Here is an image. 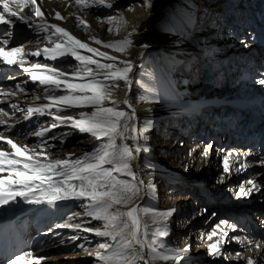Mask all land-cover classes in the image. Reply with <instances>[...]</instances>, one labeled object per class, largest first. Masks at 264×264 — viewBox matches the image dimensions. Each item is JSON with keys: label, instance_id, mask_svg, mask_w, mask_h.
<instances>
[{"label": "bare ground", "instance_id": "bare-ground-1", "mask_svg": "<svg viewBox=\"0 0 264 264\" xmlns=\"http://www.w3.org/2000/svg\"><path fill=\"white\" fill-rule=\"evenodd\" d=\"M185 1L191 3L193 6L197 3L201 4L202 2L200 0ZM185 1L151 0V8L143 7L144 0H136L130 3L128 10L133 12L134 16L126 22L130 23V26L129 28L126 27V30L124 29L121 35L132 39L133 47L128 49L125 54L114 52L112 49L103 48L102 45H96L91 38L86 37V32H84L82 27L78 24L77 18L71 10L73 5H75L73 0H57L53 2L49 0H36V5H32L30 0H28L27 4L24 3V0H20L19 3H14L11 6L18 12V15H24L33 7L39 6L48 24H56L63 27L82 42L88 43L91 47L107 52L109 55L117 56L119 59L131 60L135 64L132 73L133 83L131 86L126 87L123 82L120 81V88L115 91L114 95V98L120 102V109L129 113L133 110L135 111L136 119L131 121L132 125L137 129L135 135L139 137V143L149 149L148 151H144L142 148L138 153H134L135 159L131 161L133 170L136 172L137 180L142 179L144 181V185L141 186L140 196L134 201V205L151 208L156 212H165L175 209L173 214L168 217L166 221L169 235L161 239L165 240L169 246L170 252L173 254L175 252H181L185 248L189 249L188 252L183 254L181 264H193L195 261L194 257L195 255L198 256V253H201L200 256L203 257L202 260L220 261L222 259L226 261V264H247L249 259L254 260L256 264H264V207L260 210L252 209L256 200L263 197L264 193V182L258 178L260 173L264 174V116H261L264 109V84L259 83L261 79H264V57H256L261 52L264 54V49H258V47L264 45V22L257 21L258 19L256 20L255 18L256 15L251 14L249 11L242 14V9H240L241 5L237 0H227L228 4L225 8L226 12L224 15L231 21V24H229L227 28L223 26L224 23L220 18L223 13L220 12H215L210 18L202 21H198L197 18L191 21L196 11L192 13L191 9H187L185 11L186 18L182 20L180 13H182L184 9L181 4L185 3ZM108 2L112 4L111 9L104 7L97 11H112L113 9H117L115 0H110ZM173 4H175L173 7L177 11L175 20L171 22L173 23V27L169 26V24L152 27L151 17L156 13H163L170 9ZM202 11L203 13L207 12L206 10ZM56 12H59L63 19H56ZM242 15L243 17H241ZM169 19L172 20L171 17H169ZM13 20L14 26L20 22L16 18H13ZM35 21L40 22V18L35 19ZM204 24L209 26L206 30L211 34H207L212 42V44L209 45H200L194 42V39L199 34L201 35L200 37L206 36L205 33H202ZM119 26L121 25H118V27ZM118 27L111 28V31L117 32ZM7 28L8 25H0V34ZM98 28L99 31H93L94 36L103 42H112L108 36L107 38L102 36L103 32L110 36L111 31H109L110 27L108 24L102 23ZM32 30H35L34 27H32ZM241 30H246L247 34L243 35L240 33ZM52 31H54V29L50 30L49 34ZM194 32L195 34L193 35ZM129 34L131 35L129 36ZM45 35L46 34L43 36L44 39ZM53 38L56 39L57 37L53 36ZM37 39L41 38L38 37ZM216 40L220 42L218 45L219 49L216 50L218 53L217 58H219V64L217 65L225 66L229 60L231 64H233V67L238 66L240 71L233 78L227 76L224 87H221V76H215L213 79L215 84L211 85L209 88L206 85H202L200 88L202 90L196 93L198 97L196 100L191 101L190 99L189 103L182 102L184 97H186V93L177 91L173 87L172 79L170 78L171 73L176 71L178 67L170 66L167 61L163 60V54L166 50L170 52L172 49H175V52L182 53L184 54V58L190 59L193 66L188 63L187 67L180 66L179 69L188 77L189 82H192L195 79L197 66L207 67L211 65V60L213 64H215L213 58L203 59L206 56L213 55L215 51L214 42ZM46 46L52 47L53 45L45 44L43 48ZM249 49L250 52L246 54ZM80 52L84 55H93L83 49H81ZM193 53L199 54L200 59H197ZM95 58L102 63L108 62L100 56H96ZM158 59H160V61ZM28 60L29 65L32 62L39 61L55 67L56 63V60H45L43 55L39 57H28ZM77 63L78 62L75 63V68ZM154 63L162 64L164 67V74L160 71L161 68ZM117 64L120 66L118 61ZM91 67L95 68V65ZM139 72L142 75L144 74L145 78L141 77L140 79L138 77ZM68 74L70 79H76L71 77V73ZM34 84L36 89L31 92L29 96V92L25 89L26 91L20 93L18 97L9 98L6 101L3 97H0V112L6 114L23 112L24 117L28 107L42 106L49 103L44 96L43 89L38 83ZM141 84L155 90L158 97L157 102L150 103L147 99L142 100L140 98L142 95L146 97L151 96V93L147 92L145 88H142ZM197 87H199V85L196 86V88ZM14 88L15 87H10L6 88V90H14ZM56 94L60 95L63 93L56 92ZM35 96H40V99H34ZM125 100H128L130 103V108L127 104L123 103ZM226 103L235 106L238 105L239 109H246V113L239 112L242 115V120H239L241 125L236 126L235 129H233L235 124L233 120V111L219 112L221 116L220 120H223L221 126H219L217 122H212L193 130L173 131L171 129V133L165 128L169 126V121L171 119L181 113L193 115V113H200L202 109H214ZM13 105H15V107H13ZM108 106L112 105L109 103ZM53 109L54 112H56V109ZM80 111L91 112L92 109L73 108L67 109L65 112L75 116L78 115ZM0 119L6 120L7 124L14 125L11 129H8L7 125H0V132H3L9 138H13L16 143L32 145L43 142L41 138L32 135L29 131V133L27 132L26 125L31 123V118L24 127L21 126L23 133L19 134H17L16 131L18 125L15 126V121H8L5 115H0ZM146 120H151L152 124L145 132L143 129ZM255 124L257 125L254 126ZM58 127L61 128L63 126ZM178 128L180 127L178 126ZM249 129H252V131H249ZM53 130L56 131V129ZM243 130V134L248 137L245 139H231L234 134L242 135ZM202 133L209 135L211 137L210 139H212L208 146L205 145L204 139H199ZM227 133H229L228 141L226 143H219L218 137L226 136L228 135ZM88 135L91 138L90 144H92V146L78 156H71L72 159H76L85 153L91 152L94 147L100 143V141H97L90 134ZM144 136L147 137V141L144 140ZM45 138L46 137H44L43 140L47 141L46 147L53 159L69 157V155L63 156V151L53 150V145L51 144L52 139ZM179 138H182L185 149L191 145L188 153L185 151L184 153L178 151L176 148L177 146L174 147L178 144ZM3 146L7 149L6 145ZM130 146L134 147V142H132ZM205 152H207V155L204 154ZM229 153L232 154L229 159L230 172L225 173L223 170V160ZM238 162L246 164L247 167L237 171L236 169L239 166ZM249 169H258L259 172L251 174L249 173ZM168 171H171L170 173L176 177L175 180H177L179 176H184L188 180H182L183 182L194 184V188L196 189L198 186L205 188L203 196L197 198L192 193H189L185 197L180 196L177 190L180 188V185L167 176V173H169ZM221 177H223V179H221ZM121 178L131 179L130 177ZM248 180L254 181L258 185V189H253L250 195L247 196L238 195L241 187H244L246 190L251 189V185L246 183ZM149 182L154 185V191L147 186ZM167 185L171 187L168 191L172 196L168 193L163 197L159 193V188L163 187L165 189ZM219 190H223L224 194L232 196V204L235 205L236 211L233 213L234 216L231 217L232 215H227L228 218L224 219L228 221V225H221V229L217 230L218 235L213 237L211 241L207 240V235L211 233L217 224L210 229L209 227L205 228L209 230H204V228L193 230L189 229L188 226V231L179 230L174 235L173 223L175 219L184 216L183 220L186 218V225L187 223L189 225L193 223L196 218V213H191V208L187 201L193 203L195 207L201 206L205 209L208 207L214 208L216 210L215 217H217L220 206L215 201L205 198L216 197L212 195V192L216 194ZM60 202H57V204ZM35 206L36 204H29L17 198L16 202L0 208V238L2 237V239H0V253L5 251V254L9 257L13 250L17 248V246H15L12 250L10 249L11 242L16 243L15 241L18 238L14 220L18 218L22 219L21 217L30 212ZM117 207L121 212L127 209L123 206ZM210 210L211 209L208 208V212ZM211 217H214V215ZM209 221L210 219L207 220L206 225L210 223ZM155 226L156 225H150V230ZM229 226L234 227L235 231ZM221 230L229 233V236L225 238V243L220 245V250L223 255L212 256L209 254L208 245L219 239ZM9 235L12 236L13 239H8ZM237 236L240 237L239 241L232 239V237ZM261 236H263V239L260 241L255 238ZM188 240H190V243L185 246ZM229 240L231 242H228ZM256 244H260L261 247L256 248ZM234 245L237 246V250L232 254L230 247ZM145 253L147 258V249H145ZM236 253H240L241 256L238 258ZM141 264H143V262H141ZM156 264H172V262L157 261Z\"/></svg>", "mask_w": 264, "mask_h": 264}, {"label": "snow or ice", "instance_id": "snow-or-ice-1", "mask_svg": "<svg viewBox=\"0 0 264 264\" xmlns=\"http://www.w3.org/2000/svg\"><path fill=\"white\" fill-rule=\"evenodd\" d=\"M19 2L20 0H0V25H8V28L0 34V64L18 66L33 83H38L49 101L42 106L28 107L24 119L47 114L52 116L54 122L32 133L43 141L32 145L18 144L13 138L0 132V141L7 146L5 149L3 145H0V208L16 202L17 198L29 204L49 206H55L60 201H84L85 203L81 204V207L85 209L84 215L100 221L101 226L84 227L83 231L94 233L95 236L103 238V242L97 245L95 251H89L84 244L79 247L88 255L94 256L96 264H141V262L156 264L157 261L181 264L183 254L189 249L185 248L173 254L165 240L161 239L169 235L166 221L175 209L156 212L151 208L134 205V201L140 196L144 181L137 180L131 161L135 159L134 153H138L142 148L144 151L149 149L139 143L138 136L125 135L129 131L136 133L135 126L129 127V122L136 119V113L134 110L129 113L120 109V102L114 98V95L120 88V81L126 87L131 86L135 64L131 60L119 59L117 56L91 47L63 27L48 24L39 6L31 10L35 17L40 18V22H36L31 16L18 15L11 5ZM30 2L36 5V0H30ZM24 3L27 4L28 0H24ZM75 4L82 9L95 6L112 8L108 0H75ZM151 6V0H144L143 7L151 8ZM55 17L63 19L59 12H56ZM13 18L29 27H34L38 34H46L45 39L53 46L38 48L31 52H25V45L8 47L11 42V29L14 27ZM76 18L79 25L87 30L89 27L87 22L79 16ZM117 19V16L110 15L107 22L113 24L117 22ZM52 29L54 31L49 34ZM111 30L110 28L109 31ZM117 32H119L118 28ZM53 36L57 38L53 40ZM91 39L96 45H102L103 48L112 49L121 54L127 53L128 49L133 47V40L128 37L116 42H103L95 36ZM81 49L93 55L81 54ZM41 55L45 60L52 61L64 56L74 58L78 62L77 70L71 73V77L76 79H70L68 73L46 63L36 61L29 65L28 57ZM96 56L103 57L108 62L102 63L95 59ZM92 65H95V68L91 67ZM259 83L264 84V79H261ZM141 87L151 93L150 97L142 95L140 97L142 100L147 99L150 103L158 101L154 89L144 84H141ZM25 91V88L19 84L15 85L14 90L0 88V97L6 101L12 97H18ZM56 92L63 94L57 95ZM34 99L39 100L40 96H35ZM109 103L112 106H108ZM123 103L131 107L128 100ZM53 108L56 109V113H52ZM73 108H91L92 111H80L75 116L59 115L60 112ZM0 115L7 114L0 112ZM67 122L81 133L90 134L100 143L91 152L76 159H72L71 156L53 159L47 150V141L43 138L49 131ZM151 124V120H146L143 131L146 132ZM0 125H7L8 129L14 127L7 124L4 119H0ZM143 138L147 141L146 136ZM126 139H132L134 147L127 143H117L118 140ZM204 154L207 155V152ZM231 155L229 153L224 157L225 173L230 172ZM238 163L237 171L247 167L242 162ZM246 183L251 185V189L246 190L241 187L238 195L247 196L253 189H258L254 181L248 180ZM147 186L154 191V185L150 182ZM117 206H123L128 210L121 212ZM71 219L72 217L69 216L68 220ZM150 225L156 226L150 230ZM221 225H228V221L221 220L207 235V240L211 241L218 235L217 230L221 229ZM56 227L80 229L82 225L61 223ZM232 230L235 231V228L232 227ZM228 236L227 231L221 230L219 239L208 245L209 254L223 255L220 245L225 243V238ZM72 239L75 240L77 237ZM232 239L239 241L240 237H232ZM255 247L260 248L261 245L256 244ZM145 249H147V258ZM236 256L239 258L241 254L236 253ZM41 259L44 258L34 257L32 251H23L9 259L7 264H40ZM247 264H256V262L249 259Z\"/></svg>", "mask_w": 264, "mask_h": 264}, {"label": "rangeland", "instance_id": "rangeland-1", "mask_svg": "<svg viewBox=\"0 0 264 264\" xmlns=\"http://www.w3.org/2000/svg\"><path fill=\"white\" fill-rule=\"evenodd\" d=\"M50 2L57 1V0H49ZM110 1V0H108ZM136 0H115V4L117 9H113L112 11H97L98 9L104 8L103 6H95L90 7L88 9H82L78 5L75 4V0H73L74 4L71 8L73 14L77 17L79 16L84 21L87 22L89 27L87 30L80 25L83 29L88 38H92L94 36L93 31H99V26L102 23L108 24L110 28L118 27V25H121L118 27L119 32H112L110 33V36L107 35L105 32L102 33V36L104 38H107V36L110 38L112 42L121 41L124 40L127 36H122L121 34L124 32V29L126 30V27L129 28L130 23H126L134 16L133 12H130L128 10V7L130 3L135 2ZM185 1V0H180ZM202 1L201 4L197 3L194 6L191 3H185L181 4L183 6L184 11H182L181 18L184 20L186 18L185 11L187 9H191L192 13L194 11L195 14L191 18V21L194 19H198V21H202L204 19H208L211 17V15L215 12L223 13L221 15V20L224 23V27H228L229 24H231V21H229L228 18L224 15L226 12V7L228 4L227 0H200ZM238 3H240L242 9V14H245L246 11L251 12V14L256 15V20L259 22H264V0H237ZM224 3V4H223ZM167 5V4H166ZM171 5V4H170ZM175 4L172 5V7L163 13L159 12L156 13L151 17V26L157 27V26H165L169 24V26L173 27V20H175V15L177 11L174 9ZM202 10H206V13H203ZM24 15L31 16L33 19H37L39 17H35L32 10H29ZM110 15L117 16V22L113 24H109L107 22V18ZM169 17L172 18V20L169 19ZM243 17V15L241 16ZM78 22V21H77ZM79 24V22H78ZM209 26L204 24L202 33L206 34L205 37H200L199 34L195 39L194 42L200 45H209L212 44L210 41L211 39L208 38L207 34L211 35L206 29ZM246 30H241L240 33L243 35H246ZM251 33V32H250ZM195 32L193 33V35ZM44 34H38L37 31H33L32 27H29L27 24L23 22H18L15 24L12 35L10 38L11 43L8 47H12L15 45H25V52H31L35 51L38 48L42 49L45 44H49L48 41L44 39ZM40 37L41 39H37ZM209 39V40H208ZM53 40H55L53 38ZM208 40V41H207ZM219 40H216L214 42L215 51L213 52V55L206 56L203 60H206L207 58H213L215 64H213L211 60V65L207 67H196L195 71V79L192 82H189L188 77L180 71L179 67H187V64L189 63L191 66H193V63L190 59L184 58V54L175 52V49H172L170 52L169 50H166L163 54L162 58L163 60L167 61L170 66L178 67L176 71H173L170 75V78L172 79L173 87L182 93H186V97H184V100L182 102L189 103V100L191 101L196 100L198 97L196 93L199 92L202 85H206L208 88L211 85H214L215 82L213 81L214 77L217 75H220V81L221 87L225 86V79L227 76L233 78L235 77L239 70L238 66H234L231 64V61L228 60V63L225 66H218V60L217 58L218 53L216 50L219 49ZM259 50L264 49V45L258 47ZM250 52V49L246 52L248 54ZM197 59H200V55L197 53H193ZM257 58H263L264 54L263 52L259 53V55L256 56ZM96 59V58H95ZM98 60V59H97ZM160 61V59H158ZM75 61L74 58L71 56H64V57H58L56 59L55 67H57L60 71H65L66 73H73L76 71L75 68ZM156 64L160 69V71L164 74V67L162 64L154 63ZM235 70V71H234ZM11 77V78H9ZM138 77L141 79L145 78V75L141 74L139 72ZM21 85L24 87L28 92V96L31 92H33L35 88V84L30 80V78L23 73V71L18 66H7L0 64V87L6 89L10 87H15V85ZM196 88V86H198ZM37 86V84H36ZM189 92H188V91ZM190 101V102H191ZM238 105H232L226 103L223 106L214 108V109H202L200 113H181L180 115L176 116L175 118L171 119L169 121V126L165 127L166 130L171 133V129L173 131L179 130H193L195 128H200L202 126L208 125L212 122H217L219 126L222 125L223 120H220V114L219 112L222 111H233V120L235 122L234 128L236 126H240V122L242 120V115L239 112L246 113V109L242 108L239 109ZM52 113L54 112V109L51 110ZM69 115L66 112L60 113L59 115ZM36 117L31 118V123L28 120H25L23 117V112H19L17 114H7L5 115L6 119L8 121H15V126H17V134L23 133L21 126L24 127L27 123V132H31V134L39 130L43 127H48L53 123V118L50 115H44L39 116L35 115ZM194 116V118H193ZM261 116H264V109L263 113H261ZM50 118V119H49ZM58 123V122H57ZM190 123V124H189ZM189 124V126H188ZM66 125V126H65ZM255 124L254 126H256ZM60 126H63L61 128L57 127L55 130H51L46 134L45 139H52L51 144L53 145V150L63 151V156L69 155V156H78L85 152L89 147L92 146L91 138L87 133H81L78 129H75L70 126V122H67L65 124H61ZM65 126V127H64ZM178 126L180 128H178ZM129 127H133L132 122H129ZM186 127V128H185ZM226 128V127H225ZM249 131H252V129H249ZM28 132V133H29ZM241 132V129H240ZM204 133V132H203ZM201 134L200 138L201 140L204 139V143L206 146L209 145L211 137L206 134ZM244 130L242 131V135L234 134L231 139H245L246 135L243 134ZM27 134V133H26ZM210 134V133H209ZM228 135L226 136H219L218 142L219 143H226L228 141ZM33 135V134H32ZM126 136H133L135 133L127 132L125 133ZM55 137V138H53ZM206 139H205V138ZM35 139V138H33ZM178 144L174 147L177 148L178 151H181L184 153L189 152V148L191 145H189L186 149L185 146L182 143V138H179ZM134 142L132 139H126V140H118V144L127 143L129 146ZM1 145L3 144V141H0ZM168 170V169H167ZM171 170V169H169ZM260 170V168H259ZM167 173V176L170 177L172 180L178 182L180 185V188H178V192L180 196H187L189 193L194 194L195 197L200 198L203 196L205 188L202 186H198V188H194L195 185L192 183H185L182 180H188L184 176H179L177 180L175 176H173L170 172ZM258 169H249V173L255 174L258 173ZM260 176L258 177L260 180L264 182V174L260 173ZM158 182V181H156ZM170 186L167 185V187L164 189L163 187L159 188V193L164 197L166 196L170 190ZM167 192V193H166ZM264 192V191H263ZM170 194V193H169ZM210 194V193H209ZM211 195V194H210ZM212 195H215L216 197H210L205 199H211L215 201L219 206L220 210L217 212L212 207H208L211 210L208 212V208H202L201 206L195 207L193 203H190L187 201L189 207L191 208V213H196V218L193 223H190L186 225V218L183 220L184 216H180L178 219H175L173 223V230L174 235L179 230H187L188 226L189 229H200L204 228V230H209L212 228V226L218 224L221 220H224L225 218H228L227 215L234 216L233 213H235V205L232 204V196L229 194H224L223 190H219L216 194L212 192ZM172 196V194H170ZM178 196V195H177ZM85 203L84 201H78V200H68L66 202H60L59 204H56L55 206H49V205H36L34 208L31 209L30 212L26 213L24 216L18 218L17 220H14L15 227H16V234H17V240L16 243L11 242V250L13 247L17 246L16 249L13 250V252L9 255V257L5 254V251L0 253V264H7V261L11 258H13L16 254L22 253L23 251H32L34 257H43L44 259L40 260V264H96V260L94 256L88 255L86 251L81 249L79 245L84 244L85 247L89 251H95L97 248V245L100 242H103V238L95 236L94 233L85 232L83 231L84 227H100L101 222L93 220L91 217H87L84 215L85 209L81 207V204ZM264 207V193L263 197L258 198L256 200V203L252 206L253 210H260ZM45 210V211H44ZM127 211V209H125ZM115 211V210H114ZM75 213H79V215H74ZM238 213V212H236ZM214 215V217H211ZM71 216L72 219L68 220V217ZM182 218V219H181ZM230 218V217H229ZM210 219V223L206 225L207 220ZM185 222V223H184ZM30 223V224H29ZM61 223H68V224H81L82 227L80 229L75 228H57V224ZM26 225V226H25ZM25 226V228H24ZM202 226V227H200ZM20 227V228H19ZM209 229H205L208 228ZM21 229V231H20ZM28 231V233H27ZM186 233V232H185ZM27 234V235H26ZM25 235V236H24ZM173 235V237H174ZM72 237H77V239H72ZM257 240H262L263 236L261 237H255ZM2 239V237L0 238ZM8 239H13L12 236H8ZM45 239V240H43ZM47 239V240H46ZM190 243V240L186 242V245ZM1 247V246H0ZM230 249L232 250L231 253L234 254L237 250V246H231ZM201 253H198L194 257L193 264H226L225 260L220 261H210L203 259L202 256H200ZM5 256V257H4ZM236 264V263H234ZM241 264V263H237ZM262 264V263H259Z\"/></svg>", "mask_w": 264, "mask_h": 264}]
</instances>
